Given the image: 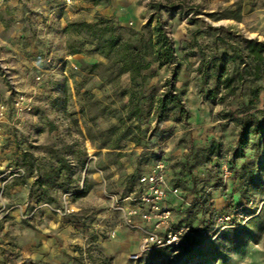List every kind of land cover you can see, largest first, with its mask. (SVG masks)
<instances>
[{"label":"rangeland","instance_id":"obj_1","mask_svg":"<svg viewBox=\"0 0 264 264\" xmlns=\"http://www.w3.org/2000/svg\"><path fill=\"white\" fill-rule=\"evenodd\" d=\"M114 4L118 17L110 21L126 42H136L150 19L165 26L180 67L176 80L175 65L159 68L149 57L145 81L131 85L128 75L113 76L108 63L72 35L76 22L107 19L95 15L89 22L84 13L92 18ZM128 4L139 19L118 24L132 10ZM244 40L264 43V0H0V108L16 119L11 134L15 139L19 130L27 162L18 168L25 177L36 174L32 203L7 206H20L27 215L35 206L60 208L65 202L71 211L0 221V264H264V165L246 186L237 173L252 163L251 151L233 162L236 120L246 112L263 120L264 94L255 101L251 92L264 88V79L245 78L235 84V94L223 97L214 79L197 72L214 53L232 56L227 47L243 48ZM69 46L79 54L70 55ZM172 87L182 110L168 105L164 124L154 131L157 100ZM47 158L57 166L41 165ZM158 161L180 188L175 221L193 230L196 240L191 249L159 250L132 263L136 236L111 239L112 226L97 221L109 202L95 169L103 173L106 194L126 195Z\"/></svg>","mask_w":264,"mask_h":264},{"label":"trees","instance_id":"obj_2","mask_svg":"<svg viewBox=\"0 0 264 264\" xmlns=\"http://www.w3.org/2000/svg\"><path fill=\"white\" fill-rule=\"evenodd\" d=\"M74 26L77 31L72 32V35L76 39L80 38L85 45L90 46L91 54L104 59L113 76L128 75L131 85L137 81L143 83L146 79L142 72L144 61L152 57L159 68L175 65L173 80H176L180 67L176 66L174 49L164 30L165 26L159 20L153 26V19H150L142 27V31L134 43L124 41L120 35L119 27L107 19L100 18L93 24L79 21ZM216 41L224 48L227 45L222 38L217 37ZM73 44H79V42L74 41ZM243 45V48L238 49L228 46L232 56L226 52L220 56L214 53L207 61L201 62L197 68L200 76L205 75V78H212L217 82L218 88L225 93L223 97L235 94V84L239 81L243 82L245 78L252 79L255 83L264 79V43L244 40ZM68 50L72 56L79 54L73 46H69ZM230 65L233 66L231 70ZM261 91L264 94V88L252 90V99L259 101V92ZM180 97L181 95L172 87L157 100L154 131L159 130L164 124V113L168 105H177L182 110ZM220 101H223V98ZM247 113L236 120L240 130L233 150V162L243 160L246 150L252 153V163H244L240 172L237 173L238 179L244 181L246 186L255 183L256 175L261 172L264 165V117L259 123L254 116ZM261 115L264 116V110ZM124 137L125 135L121 139ZM209 153L212 155L213 151H209ZM251 164L257 168L251 169Z\"/></svg>","mask_w":264,"mask_h":264},{"label":"built area","instance_id":"obj_3","mask_svg":"<svg viewBox=\"0 0 264 264\" xmlns=\"http://www.w3.org/2000/svg\"><path fill=\"white\" fill-rule=\"evenodd\" d=\"M71 67L75 69L74 65ZM5 109L8 108H0V150L7 130L13 131L16 123V119L7 118ZM88 158L90 163H95V155L88 154ZM95 172L103 188V196L109 202V211L119 216V225L123 229L136 236L137 248L128 256L130 262L136 263L159 250L179 252L191 249L196 235L193 230L180 226L175 221L173 202L180 199L181 192L175 182L168 178L166 165L163 162H155L141 173L137 181V189L126 195L106 194V180L103 173L96 169ZM24 177V171L18 167L9 166L0 171V221L7 217L11 218L12 214H16L22 220H28L38 213H48L57 217L71 214L65 202L60 208L47 203L35 206L27 215H24L20 206L5 205L4 196L8 185ZM108 236L114 239L116 232L111 231Z\"/></svg>","mask_w":264,"mask_h":264},{"label":"crops","instance_id":"obj_4","mask_svg":"<svg viewBox=\"0 0 264 264\" xmlns=\"http://www.w3.org/2000/svg\"><path fill=\"white\" fill-rule=\"evenodd\" d=\"M130 7L132 4H128ZM116 7V9H115ZM117 5L114 4L112 6V10L111 8H108L107 10H97L94 11L93 17L91 18L88 15L85 16V13L83 14V18L87 19V21L91 22L94 19L95 15H98L99 17H104L107 18L109 20L111 19H115L116 16L118 17V15L116 14V10H117ZM132 10L130 9V11L126 12V16L122 17L121 15V19L118 20V24H131L134 21H137L139 19V12L137 9H135V7H133L132 5ZM134 10V11H133ZM97 13V14H96ZM80 14V13H79ZM97 17V16H96ZM117 21V20H116ZM133 21V22H131ZM18 129V128H16ZM12 131L7 130V135L3 141V146L0 150V171L11 166V167H21L25 162L23 161L22 158V154H21V148L18 145V136H19V130H16L15 136L16 138L14 139L12 136ZM85 150L87 151V155L88 150L86 147V143H85ZM39 163V162H37ZM41 165H45L48 167H56L57 164L54 160L47 158L43 161H40ZM36 172V171H35ZM36 174L33 176L32 174L30 175H26L25 178H23L22 180H16L13 181L12 183H10L8 185V188L5 192V196H4V204L5 205H9V204H16V205H20V206H25L26 204H30L33 201V194L31 193L34 182H35V177ZM90 193H94V191H90ZM98 195H100L99 191L97 192ZM89 197V196H87ZM174 203V202H173ZM175 204V203H174ZM173 204V205H174ZM71 209L74 212H78V202L72 203L71 204ZM77 209V210H76ZM98 209H101L100 207ZM105 213L103 214V220L101 218V220L98 218L97 221L101 222V223H109V225L112 226L113 230L115 231L116 234H129L125 229H123L120 225H119V216H117V214L111 213L108 209V206L106 205L105 202ZM102 216V215H100Z\"/></svg>","mask_w":264,"mask_h":264},{"label":"bare ground","instance_id":"obj_5","mask_svg":"<svg viewBox=\"0 0 264 264\" xmlns=\"http://www.w3.org/2000/svg\"><path fill=\"white\" fill-rule=\"evenodd\" d=\"M86 147H87L88 153L91 154L93 151H92V148L88 142H86Z\"/></svg>","mask_w":264,"mask_h":264}]
</instances>
